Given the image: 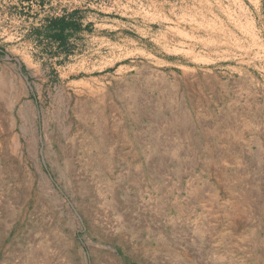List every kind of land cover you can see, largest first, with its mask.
<instances>
[{
	"label": "rangeland",
	"instance_id": "1",
	"mask_svg": "<svg viewBox=\"0 0 264 264\" xmlns=\"http://www.w3.org/2000/svg\"><path fill=\"white\" fill-rule=\"evenodd\" d=\"M0 264H264V0H0Z\"/></svg>",
	"mask_w": 264,
	"mask_h": 264
},
{
	"label": "trees",
	"instance_id": "2",
	"mask_svg": "<svg viewBox=\"0 0 264 264\" xmlns=\"http://www.w3.org/2000/svg\"><path fill=\"white\" fill-rule=\"evenodd\" d=\"M75 11L68 15L51 17L43 26L45 34L50 36V39L56 42L58 47H62L67 42V36L70 31L79 28L80 24L73 19Z\"/></svg>",
	"mask_w": 264,
	"mask_h": 264
}]
</instances>
